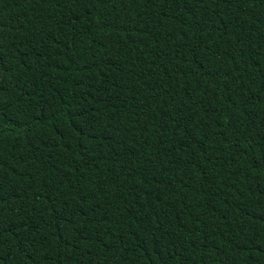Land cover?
Here are the masks:
<instances>
[{
    "label": "trees",
    "instance_id": "16d2710c",
    "mask_svg": "<svg viewBox=\"0 0 264 264\" xmlns=\"http://www.w3.org/2000/svg\"><path fill=\"white\" fill-rule=\"evenodd\" d=\"M0 264H264V0H0Z\"/></svg>",
    "mask_w": 264,
    "mask_h": 264
}]
</instances>
